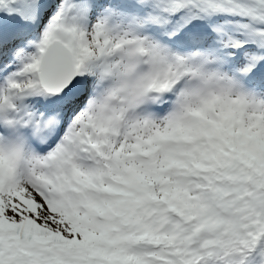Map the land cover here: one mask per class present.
Here are the masks:
<instances>
[{
	"label": "snow or ice",
	"instance_id": "6c2138e0",
	"mask_svg": "<svg viewBox=\"0 0 264 264\" xmlns=\"http://www.w3.org/2000/svg\"><path fill=\"white\" fill-rule=\"evenodd\" d=\"M0 264H264V0H0Z\"/></svg>",
	"mask_w": 264,
	"mask_h": 264
}]
</instances>
